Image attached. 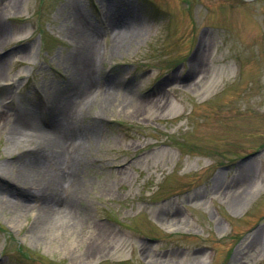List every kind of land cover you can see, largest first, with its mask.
Masks as SVG:
<instances>
[{"label":"rangeland","instance_id":"rangeland-1","mask_svg":"<svg viewBox=\"0 0 264 264\" xmlns=\"http://www.w3.org/2000/svg\"><path fill=\"white\" fill-rule=\"evenodd\" d=\"M70 103L57 214L11 133ZM0 177V264H264V0H0Z\"/></svg>","mask_w":264,"mask_h":264},{"label":"bare ground","instance_id":"bare-ground-1","mask_svg":"<svg viewBox=\"0 0 264 264\" xmlns=\"http://www.w3.org/2000/svg\"><path fill=\"white\" fill-rule=\"evenodd\" d=\"M95 30L97 31V29ZM96 31L90 33L91 34L90 39L96 38L97 36ZM93 61H94L93 55L88 56L84 60L82 68L79 71V81L81 80L82 82L83 81L86 82L84 85L85 86L84 89L86 90V93H89L87 92L89 90L88 86L90 82L92 81L94 74L96 73V70H95L96 68L94 66ZM105 97L106 99H110V91L107 92ZM74 108L75 107L72 106V103H70V105L65 106L62 110H59V108H54L53 110L51 109L52 113H50V115H51V120H52L51 121L52 126L50 129H47V128L44 129L42 126L40 127L39 125H37L34 121L35 117L32 111L29 112L27 109L25 111L23 110L24 112L23 111L22 113L20 112L18 117L21 118V120L25 123L26 126L24 125V128L20 130L17 134L15 132L11 133L12 137L15 140L18 139V134L27 135L28 133H31L32 137L30 135H27V136H30L29 137L30 141H34V140L35 142L39 141L38 147L36 149L37 150L36 152L39 153L38 158H36L35 162L30 161L29 163H27V165L23 167L22 171H20L17 178L19 179L20 182H23V183H28V184H32L33 182H35V184L41 183L44 189L38 187V185L36 186L37 189L40 188V191L42 192H45L46 190L50 191L49 192L51 193L50 196L48 197L45 196L43 198L44 201L42 202L43 207H45L43 211H46V212L52 211L57 214L58 213L64 214L66 212H70L69 210L72 207L70 199L67 200V197H66L67 194H66L64 185L66 183L72 186L74 185V183L76 182L75 181V175H76L75 170L71 173V175L67 174V176L61 173L60 170H58V171L53 172L50 178L46 179L47 177L46 173L47 171H49L48 168L50 166L46 165L45 160L49 155L50 157L54 156V158H56L57 161L60 163V166L62 164L64 165V161H63L64 156H63L62 147L63 145L66 144L67 140L73 139L72 138L73 134L70 133L72 131L70 130L68 125L71 122V120H73L74 118V114H75L73 110ZM48 111H50V108L48 109ZM97 125L98 124L96 122L94 124V129L92 130H95ZM73 140H74L73 145L74 146L78 145L77 147V150H78L80 145H82V141H77L75 139ZM73 145L70 144L69 147L70 149L75 150L76 152V149H74V147H71ZM19 158H23V156L20 155ZM74 161L75 159L73 160L72 165L76 166L77 164ZM0 178L4 180L3 177H0ZM0 190H2L1 186H0ZM15 191L18 194L23 193L21 192V187L15 188ZM42 194L44 195V193Z\"/></svg>","mask_w":264,"mask_h":264}]
</instances>
